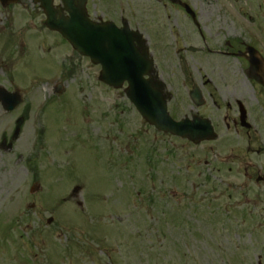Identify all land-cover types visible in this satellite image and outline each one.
<instances>
[{
  "label": "rangeland",
  "instance_id": "1",
  "mask_svg": "<svg viewBox=\"0 0 264 264\" xmlns=\"http://www.w3.org/2000/svg\"><path fill=\"white\" fill-rule=\"evenodd\" d=\"M22 1L29 4V0ZM134 1L121 0L124 11ZM231 2L236 14L231 24L247 26L252 42L264 50V0ZM245 3L247 14L237 16ZM22 9L23 3L8 9L0 6V25L6 24L0 27V84L26 94L25 103L15 112L0 108V142L3 133L12 137L16 120L25 116L13 151L0 156V264H264V223L256 222L264 221V192L261 196L257 191L229 190V176L213 174L201 148L184 146L155 132L119 94L108 92L106 97L121 102L124 111L117 113L123 130L116 129L112 118L108 120L116 112H110L113 103L107 107L93 104L88 124L92 134L100 132L103 143L112 144L114 157L121 153L118 173L109 161H99L101 168L97 167L93 154L82 153L75 145L67 153L74 164H67L65 172L73 175L71 186L81 188L75 193L72 187L69 192L66 187L55 191L53 185L69 180L61 181L53 168L66 158L58 155L49 137L46 142H52L51 148L41 157L42 170L33 174L28 161L37 158V128L40 122L46 123L37 106L46 90L33 76H49L56 63L48 52L30 47L39 40L50 42L52 37L22 33V25L38 21L25 18ZM23 41L27 50L21 49ZM87 81L79 79L89 93ZM75 82L70 81V91H75ZM57 111L50 108L51 126ZM100 123L103 129L99 130ZM106 130L117 138L106 136ZM147 150L152 152L151 165ZM85 156L88 162L77 163ZM214 159L215 164L217 156ZM35 178L42 189L31 194ZM32 202L36 206L29 208ZM50 217L54 219L48 224ZM20 232L27 239L34 238L31 246L28 242L21 245ZM21 250L23 260H16Z\"/></svg>",
  "mask_w": 264,
  "mask_h": 264
},
{
  "label": "flooded vegetation",
  "instance_id": "2",
  "mask_svg": "<svg viewBox=\"0 0 264 264\" xmlns=\"http://www.w3.org/2000/svg\"><path fill=\"white\" fill-rule=\"evenodd\" d=\"M93 1L87 0L84 9L102 20L90 9ZM157 1L158 8L152 0L135 3L133 28L145 34L173 117L210 119L217 137L199 145L210 144L209 150L221 158L213 171L236 179L230 182L236 188L264 192V87L247 75L244 52L251 44L250 29L231 24L230 2L184 0L193 7L192 15L169 0ZM38 11L43 13L40 6ZM67 56L76 58L75 53ZM72 66L71 73L62 75L81 76Z\"/></svg>",
  "mask_w": 264,
  "mask_h": 264
},
{
  "label": "water",
  "instance_id": "3",
  "mask_svg": "<svg viewBox=\"0 0 264 264\" xmlns=\"http://www.w3.org/2000/svg\"><path fill=\"white\" fill-rule=\"evenodd\" d=\"M15 1L17 0H1V3L8 5ZM45 7L49 18L47 24L53 30H61L75 48L90 56L95 63L102 64L101 78L104 82L120 88L124 80L129 81L128 97L148 122L160 130L194 140L206 135L205 132L202 133L198 122H175L169 116L162 90L157 88L156 83L144 78L145 74L150 73L151 62L147 59V50L141 48L138 35L128 28L118 30L110 24L95 26L90 21L83 20L78 11L72 13L70 19L55 21V11L48 4ZM253 72L259 74L258 70Z\"/></svg>",
  "mask_w": 264,
  "mask_h": 264
}]
</instances>
